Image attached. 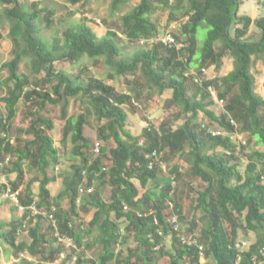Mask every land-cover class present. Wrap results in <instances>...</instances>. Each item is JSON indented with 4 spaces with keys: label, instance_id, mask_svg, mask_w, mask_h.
<instances>
[{
    "label": "trees",
    "instance_id": "16d2710c",
    "mask_svg": "<svg viewBox=\"0 0 264 264\" xmlns=\"http://www.w3.org/2000/svg\"><path fill=\"white\" fill-rule=\"evenodd\" d=\"M125 3L126 0H111L112 11ZM241 3L242 0H141L120 17L124 37L138 41L159 34L157 24L150 19L153 8L159 5L170 11L169 22L185 18L178 31H172L175 41L182 46L169 48L153 43L149 49H138L128 60H122L115 31L97 38L85 21L71 22L61 35L56 33L54 39L48 41L41 35L43 28L67 22L73 12H68L61 22L41 1L0 0L2 15L9 22V34L15 43L13 57L2 64L8 76L2 81L7 86L6 94L0 97L4 104V111L0 113V161L4 162L8 155L15 157L10 166L3 168L5 174H16L11 183L14 191L21 186L25 161L42 176L36 198L30 182L25 184L23 194L19 193V205L24 208L21 217L9 223L0 222V230L12 227L9 232L0 231V247L6 245L5 253L11 249L15 257H23L22 264L27 262L24 257L37 256L52 262L66 251L59 236H69L76 245V248L70 247L71 252L81 251L73 264H161L162 259L167 260L165 264H202L201 257L206 260L204 264H264V255L260 253V249H264V180L261 178L264 176V98L255 92L251 72L255 59L264 62V15L254 21L258 36L247 38L253 20L247 14H238ZM262 6L264 9V2ZM202 27L206 33L200 48L197 36ZM216 43H219L218 50ZM225 56L234 62L230 72L215 78L203 77L202 67L216 70L222 66ZM25 57L29 59L33 79L18 72ZM83 57L94 62L103 58L114 74L121 76L139 69L151 93L156 91L161 95L169 90L168 104L178 107L187 118L176 128L167 122L158 127H144L141 133L144 144H140L126 129L127 113L123 105L131 103V95L117 94L112 85L93 76H74L56 67L60 62L75 64ZM182 57L187 59L186 63ZM80 64V73H86L87 69L82 62ZM190 69L202 78L201 82L194 81ZM191 87L194 89L188 95ZM210 87L224 102L219 115L207 109L215 103ZM78 96L86 100L99 121H104L97 131L100 153L94 157L88 153L89 148L92 153L96 147L95 143L91 146L92 141L84 135L88 111L65 119L61 143L69 137L72 152L79 161L71 166V172L63 179L62 190L53 197L48 184L56 177L48 174V168L58 165L59 156L52 137L46 132L53 129V121L41 112L46 105L63 103L65 107L70 98ZM20 101L31 105L27 112L30 118L27 132L32 138L23 146H13L8 132ZM65 110L63 108V117ZM200 111L208 117L202 124L198 121ZM209 127L220 128L225 133L214 136L208 133ZM244 133L248 139L243 136L245 143L241 147L243 150L248 147L250 154L246 155L245 169L240 171L236 163H231L237 158L235 146L239 143L232 136ZM185 146H189V175L206 183L205 189L197 192L193 206L207 216L202 232H198L195 220L189 221L188 228L183 227L185 217L181 207L172 200L171 181L179 175L177 166L170 171L176 175L169 179L160 176L157 164L148 168L145 157L148 152H161L165 148L183 152ZM210 148L220 151L210 153ZM149 181L156 189L163 185L158 193L148 188L141 191ZM104 185L110 187L107 199L103 195ZM6 187L0 183V194ZM81 187L92 188V192L80 194ZM65 198L69 201L68 211L60 208ZM79 199V205L93 209L88 223L82 219L77 221ZM169 201L173 205L167 210ZM33 205L40 212L43 209L52 212L55 223L49 225L47 234L39 232L38 224L29 227L31 242L18 241L16 227H25V222L31 220ZM172 214L177 215L181 229L191 232L203 245L202 253L197 245H185L176 237L168 224ZM158 229L163 235L158 234ZM91 231L95 233L94 243L100 248L94 258L82 254L91 247L86 242ZM124 232L132 237L133 247H122L127 242ZM250 232L256 236L252 243L246 240ZM240 235L244 239L239 238ZM166 239L171 241L170 249H166ZM56 242L58 245L54 247ZM242 242L247 246L242 248Z\"/></svg>",
    "mask_w": 264,
    "mask_h": 264
},
{
    "label": "rangeland",
    "instance_id": "374dc122",
    "mask_svg": "<svg viewBox=\"0 0 264 264\" xmlns=\"http://www.w3.org/2000/svg\"><path fill=\"white\" fill-rule=\"evenodd\" d=\"M33 0H28V2H32ZM42 5L47 6L48 9L52 10L55 13V18H59L61 22H63L68 12H73L74 15L70 17L69 20L65 23L58 22L56 27L43 28L41 35L44 36L48 41H52L54 38V34L58 33L61 35L63 29L70 25L71 22L77 24L81 21H85L87 25H89L92 30L95 32L97 38H102L107 34L108 31L117 32V36L115 40L119 47L121 48L120 59L128 60V58L138 49H149L151 47L150 41L136 40L129 41L127 40L121 32L120 29V17L127 12L130 11L132 7L137 5L141 0H126L125 5L119 6L118 10L115 12L111 9V0H79V1H71V0H40ZM264 0H242L238 8V14L241 12H247L253 23L249 27V32L247 38L255 39L258 35L256 34L254 21L261 16L264 15V9L262 3ZM170 11L166 10L159 5H156L152 13L150 15V19L157 24L159 34L163 33L166 30L178 31L180 24L184 22L185 18L179 17V20L169 22ZM41 26H44L43 22L40 21ZM206 30L204 27L200 28L197 36V44L202 46L205 39ZM61 38V42H62ZM24 45V43H23ZM216 50L219 49V43L215 44ZM15 51V43L14 39L9 34V22L5 20L2 15V9L0 7V97L4 96L7 91V86L2 83V81L8 76L7 68L2 67V64L10 60ZM87 69L86 73H80L82 65ZM234 62L233 59L229 56H225L222 58V66L215 70L217 76L226 75L233 69ZM57 68H61L66 70L67 72L75 75L84 74L90 75L95 78L103 80L105 83L110 84L114 87V91L117 94H129L132 96L131 103H127L123 105L124 110L127 113L126 120V129L135 137L138 138L140 144H144V138H142L143 128L146 126H154L158 127L162 122H167L172 128H176L178 125L182 124L187 118V114L183 113L178 109V107L174 105L168 104V99L170 97V91L165 90L163 94L159 95L156 91H151L148 89L147 85L144 82V79L141 76V72L137 69L134 73H129L125 76L114 74L113 69L104 63V59L100 58L97 61H92L86 57H83L81 61H78L75 64H69L60 62L56 64ZM18 72L23 74H28L31 79L35 78L30 70L29 59L25 57L21 60ZM251 72L255 78V92L258 93L262 98H264V62L262 59H255L251 68ZM43 73L39 76H42ZM37 77V76H36ZM11 86V85H10ZM194 88H188V95H191V92ZM224 104V103H223ZM64 104H58L56 106L46 105V108L41 113L50 118L53 121L54 127L52 130H47L46 132L52 137L54 141V146L57 148L59 163L56 166H51L48 168V174L54 175L56 178L54 181L48 184V188L50 190L51 196L55 197L63 188V179L67 177V175L71 172L72 165L78 163V158L74 156L72 149L73 144L70 142V138L65 141V143H61L62 133H63V125L65 119L70 116H78L82 112L88 111V123L84 126V135L92 141L91 146L97 141H99L97 137L98 127L104 121H99L93 112L92 109H89L86 100L82 99V97L78 96L75 98H70L68 100L67 105L64 107ZM31 105H27L22 101L19 102L18 111L16 118L12 121V127L8 132V140L10 144L13 146H23L32 136L27 132L28 125L30 123V118L28 115V108ZM63 108H65V116H62ZM207 109L212 110L216 115H219L223 112L222 103H214L207 107ZM4 111V104L0 101V113ZM180 112V114H179ZM198 121L202 123L208 121V117L203 114V112H198ZM215 126L214 124H210ZM237 140L241 139L244 141L248 139L247 134H236L234 135ZM244 136V137H243ZM100 142V141H99ZM112 142V141H111ZM101 144V143H100ZM238 147V144L235 146V150ZM189 150V146H185L183 152L177 151L172 152L169 148H165L161 151L160 161L161 167L157 164L160 176H166L171 179L169 176H175L176 172H170L175 166L178 168L179 175L172 179L171 184L174 188V194L172 196V200L177 202L183 215L185 217V223L183 225L184 228H188L189 221L195 220L197 224L198 232H202L203 227L207 221V216L204 215L201 209L194 210L193 206L195 204V198L197 197V192L205 189L206 183L203 182L199 178H194L189 175L190 170V159L187 151ZM218 148L209 149V152H219ZM243 152V153H242ZM88 153L93 157L96 156L95 150L91 153V148H89ZM250 154V149L245 147L244 150L241 148L240 153L236 155V159H232L231 163H236L239 166L240 171H243L247 164L246 155ZM9 161L12 162L15 160L14 156L8 155ZM7 160V159H6ZM5 160V161H6ZM7 164L5 166H7ZM4 166V167H5ZM10 166V165H9ZM3 167V168H4ZM3 168H0V180L1 182L8 183L9 187L13 190L11 183L15 180V173L5 174L3 172ZM22 169L24 171V177L22 180L21 186L17 189L20 190V193L23 194V190L25 184L30 182L32 192L35 195V198L38 194V183L42 178L41 174L36 170V168L30 167L28 165V161H25L22 164ZM164 184V183H162ZM163 185H159V188H154V185L151 181L147 184V188L151 191H156L158 193L159 189ZM99 188H102L100 185ZM104 198L107 199L109 195L110 187L108 185H104L103 188ZM20 196V195H19ZM18 196V201H19ZM81 200L77 201V206L79 210V219H82L85 223H88L92 218L93 209H87L82 207ZM167 210L170 207V204L173 205L172 201L166 202ZM60 208L64 211H68L69 209V201L65 198L60 202ZM23 211H21L17 205L16 201L12 198L10 193L8 192V187L4 188V192L0 194V222L9 223L12 219H19ZM48 210L43 209L41 212L39 210L36 211L34 215L31 216V220L26 221L25 227L19 226L16 227L18 230L17 240H24L27 243L31 242V238L28 235L29 227H34L38 224L39 232L41 233H49L48 230L49 225H51V221L48 217ZM37 215H41L39 218ZM87 226L84 225V227ZM12 227L5 226L0 231L4 230L9 232ZM125 233V232H124ZM242 235V234H241ZM239 238H243L242 236ZM88 239H86L87 243L91 244V247L85 249L83 251L84 257L94 258L100 253V248L97 244L94 243L95 233L94 231L88 232ZM125 237H127V242L122 245L123 248L133 247L135 243L133 242L130 234L125 233ZM255 234L249 233L248 238L246 239L248 243H252L255 240ZM244 239V238H243ZM166 249H170L171 241L170 239H166L164 242ZM58 243L56 242L53 246L57 247ZM6 248V245H2L0 247V264H22L24 259L23 257H15L12 253V250H8L6 253L3 249ZM71 253V254H70ZM81 254V251L78 249L76 252H71L70 247H66V251H63L59 257L52 262L43 260L41 257H24L27 262L25 264H73L76 256ZM69 256V257H68ZM68 257V258H67ZM65 261L62 263V261ZM163 263L167 262L166 259H162ZM204 259L201 260L203 262ZM206 261V260H205Z\"/></svg>",
    "mask_w": 264,
    "mask_h": 264
},
{
    "label": "built area",
    "instance_id": "2783aa9c",
    "mask_svg": "<svg viewBox=\"0 0 264 264\" xmlns=\"http://www.w3.org/2000/svg\"><path fill=\"white\" fill-rule=\"evenodd\" d=\"M144 41H146V42L150 41L151 45L153 43H160V44H163L169 48H172L174 46L175 47L182 46L181 44H178L175 41V37L173 36V33L171 30H166L164 33L157 34L154 37H152L151 39L144 40ZM142 42H143V40H142ZM182 60L184 61V63L187 62V59L185 57H182ZM188 73H189V71H188ZM190 73L194 74V81L195 82H201L202 78L198 74H196L193 69H190ZM201 73H202L203 77H207V78H215L217 76L215 73V70L212 67H208V68L202 67ZM209 90L211 91V95L213 96V100L215 101V103H222V106H223L224 102H223V100H221L217 97L216 91L213 90L211 87L209 88ZM208 133H211L212 135L215 136V135L224 134L225 132L223 130H221L220 128L219 129H213V128L209 127ZM232 137L235 138V136H232ZM238 140H239L238 147L235 150L236 155H238L240 153V150L242 148L241 144L245 143L241 139H238ZM94 150L96 153H100V147L97 144H96V147ZM160 154H161V152L158 150H153L152 152H148L145 154V157L148 159V168H152L153 164H158L161 167L162 162L160 161V158H161ZM6 159H5L6 161H4V162L0 161V168H3L8 163L9 158H6ZM261 178L264 180V176H262ZM0 183L7 185L8 192L10 193L12 198L16 201L17 207L21 211H24V208L21 205H19V201H18V196H19L20 190H15V191L12 190L9 187L8 183L1 182V180H0ZM90 192H92V188H83V187L79 188L80 194H88ZM170 206H172V204H170ZM31 209L33 210V213H36L37 210H36L34 205L31 207ZM123 209L126 210L127 206L124 205ZM52 210H54V208ZM48 217H49V220L52 222V224H54L55 219H54L52 212H50L48 214ZM154 222H155V224L158 223L156 218H154ZM168 224L171 227L172 231L175 232L176 237H178V239L183 244H185V245L195 244V245H197L199 252L202 253L203 245L201 243H199L198 240L194 236H191L192 235L191 232H186L185 230L181 229V227L179 225V219H178L176 214H172V216L168 219ZM158 234L163 235V232L161 229H158ZM59 240L63 244H65L66 247L76 248V245L74 244L73 239L69 236H59ZM237 246H240V245H237ZM241 246H242V248H244L245 246H247V244L245 242H242ZM260 253L264 255V249H260ZM201 258H203V257H201Z\"/></svg>",
    "mask_w": 264,
    "mask_h": 264
},
{
    "label": "crops",
    "instance_id": "0c3cea01",
    "mask_svg": "<svg viewBox=\"0 0 264 264\" xmlns=\"http://www.w3.org/2000/svg\"><path fill=\"white\" fill-rule=\"evenodd\" d=\"M34 1H40V0H34ZM240 14H247V12H243V13L241 12ZM247 15H249V14H247ZM260 15H261V16H259L258 18H260V17L263 16V14H260ZM258 18H257V19H258ZM202 259H204L203 262H205V258H204V257L200 259V262H201ZM201 263H202V262H201ZM202 264H203V263H202Z\"/></svg>",
    "mask_w": 264,
    "mask_h": 264
}]
</instances>
